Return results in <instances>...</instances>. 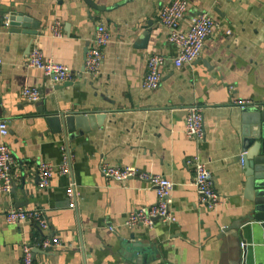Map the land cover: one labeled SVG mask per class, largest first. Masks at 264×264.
<instances>
[{
    "label": "crops",
    "instance_id": "crops-1",
    "mask_svg": "<svg viewBox=\"0 0 264 264\" xmlns=\"http://www.w3.org/2000/svg\"><path fill=\"white\" fill-rule=\"evenodd\" d=\"M92 1L102 9L86 0H0V120L10 128L16 189L0 192V264H23L25 244L34 246V264H243L242 246L221 234L251 207L241 160L242 104L264 101V0H189L185 28L205 11L218 24L201 56L181 68L173 64L178 49L158 18L172 0ZM11 12L39 21V34L12 31L6 25ZM56 22L62 37L52 33ZM100 23L111 41L98 77L84 73L78 82L58 83L29 65L31 50L38 46L46 58L83 71ZM150 24L151 38L144 44ZM156 53L166 58L163 78L149 90L142 82L147 61ZM27 85L40 88L39 102L21 96ZM37 105L46 113L106 115L96 128L70 139L48 129ZM194 105L204 113L201 142L186 135ZM62 145L73 154L71 173L56 170L50 186L42 188L39 162L59 166ZM195 156L207 163L221 196L214 210L199 201L189 163ZM103 162L171 179L177 221L128 227L129 212L154 204L156 192L136 178L107 179L100 170ZM73 181L79 193L76 208L69 207L66 195ZM12 206L44 211L49 229L28 221L8 223ZM53 237L58 245H41ZM249 252V264H264V245Z\"/></svg>",
    "mask_w": 264,
    "mask_h": 264
},
{
    "label": "built area",
    "instance_id": "built-area-1",
    "mask_svg": "<svg viewBox=\"0 0 264 264\" xmlns=\"http://www.w3.org/2000/svg\"><path fill=\"white\" fill-rule=\"evenodd\" d=\"M190 9L189 0H172L163 6L158 13L159 22L167 28L169 42L178 49V54L173 59L176 68L184 65H192L202 54L208 37L217 26V21L209 11L195 16L190 25L185 28L183 22L186 20ZM9 25V22H6ZM52 33L56 37L63 36V28L59 22L52 26ZM111 41V33L104 23H100L96 29L95 36L87 50L84 63V70H73L62 63L56 62L53 58H46L38 46H34L28 58V63L44 71L58 83L78 82L83 74H89L94 78L101 74L104 61V49ZM166 58L161 54H152L147 61V73L142 85L149 90L157 89L163 78V67ZM2 59L0 58V67ZM21 96L33 103L42 99V92L36 86H24ZM243 107L251 105V102L242 104ZM10 135V128L7 120H0V192L11 193L13 190L15 176L12 173V166L15 162L12 148L7 142ZM186 135L191 139L201 142L206 137L204 113L200 106L194 105L189 108L186 119ZM62 163L59 166L53 163L41 161L38 165L39 184L42 188L49 187L54 172L58 170L61 174H70L73 162V154L68 145H62ZM194 169V185L202 205L214 210L221 202V196L217 191L213 174L207 163L200 156L189 160ZM102 174L110 180L125 182L130 178H136L150 185L156 192V202L150 206L139 207L129 212L126 220L128 227L145 226L152 228L156 220L163 222H175L177 217L172 210L171 193L174 183L163 175L150 174L136 167H121L103 162L100 166ZM69 200V207L76 208L79 193L75 182H71L66 189ZM8 223L20 222L35 223L41 230H48L50 222L44 211L26 210L12 206L6 212ZM114 230V227H111ZM60 240L56 237L45 239L42 242L44 248L58 245ZM23 250V264H34V246L25 244ZM83 264V263H81Z\"/></svg>",
    "mask_w": 264,
    "mask_h": 264
},
{
    "label": "water",
    "instance_id": "water-1",
    "mask_svg": "<svg viewBox=\"0 0 264 264\" xmlns=\"http://www.w3.org/2000/svg\"><path fill=\"white\" fill-rule=\"evenodd\" d=\"M86 2L93 8L102 9L92 0ZM9 25L14 32L38 35L40 22L18 12L7 14ZM145 33L143 43L151 38L152 28ZM71 83V82H70ZM68 85V84H66ZM44 115L48 129L55 134H63L74 139L96 128L106 112L46 113L42 105H37ZM241 160L246 168V199L251 207L241 218L222 228L221 236L229 235L242 246L243 264H249V251L264 245V101L243 108ZM12 191H16L13 189ZM260 234L262 238H260Z\"/></svg>",
    "mask_w": 264,
    "mask_h": 264
}]
</instances>
